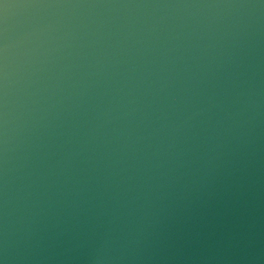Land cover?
Masks as SVG:
<instances>
[{
    "label": "water",
    "instance_id": "1",
    "mask_svg": "<svg viewBox=\"0 0 264 264\" xmlns=\"http://www.w3.org/2000/svg\"><path fill=\"white\" fill-rule=\"evenodd\" d=\"M0 264H264V0H0Z\"/></svg>",
    "mask_w": 264,
    "mask_h": 264
}]
</instances>
